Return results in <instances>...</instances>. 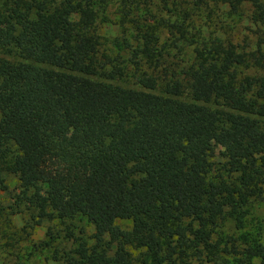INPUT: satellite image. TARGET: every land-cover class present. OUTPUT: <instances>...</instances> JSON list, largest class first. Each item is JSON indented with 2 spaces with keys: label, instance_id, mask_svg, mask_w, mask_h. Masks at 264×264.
Wrapping results in <instances>:
<instances>
[{
  "label": "trees",
  "instance_id": "16d2710c",
  "mask_svg": "<svg viewBox=\"0 0 264 264\" xmlns=\"http://www.w3.org/2000/svg\"><path fill=\"white\" fill-rule=\"evenodd\" d=\"M222 2L264 21V0ZM204 7L0 0V189L12 175L36 222L93 228L45 260L264 264V37L244 50L204 33Z\"/></svg>",
  "mask_w": 264,
  "mask_h": 264
},
{
  "label": "rangeland",
  "instance_id": "374dc122",
  "mask_svg": "<svg viewBox=\"0 0 264 264\" xmlns=\"http://www.w3.org/2000/svg\"><path fill=\"white\" fill-rule=\"evenodd\" d=\"M160 1L163 3L166 0ZM167 1L169 5L173 2V0ZM182 1L184 5L193 2V0ZM210 5L211 7H204L194 21L204 33H216L244 50L254 49L257 42L264 37V21L254 18V7L250 3L242 2L234 11L222 0H210ZM109 11L111 17L116 19L115 5L110 6ZM99 31L103 35V42H106L104 47L117 51L118 46L114 45V41L122 37L121 29L113 23H108L101 25ZM115 81L134 86L130 81L123 82L119 79ZM18 195H20V187L16 178L7 175L5 187L0 189V206L5 212L4 216L7 217L5 220H0V244L6 242L14 244L10 248L6 247L7 250L6 248L0 250V264H11L16 260L17 254L24 255L28 251L31 252V256L27 264H61V261L45 260V256H50L54 249L62 251L66 247L74 246L79 238L87 241L88 244L94 243L92 225L85 218L78 216L64 221L45 219L38 223L36 218L31 216V211L26 205L21 204L16 207ZM254 213L259 214L258 211ZM123 226L129 227L126 222H123ZM51 234L54 237L52 247L44 245Z\"/></svg>",
  "mask_w": 264,
  "mask_h": 264
}]
</instances>
